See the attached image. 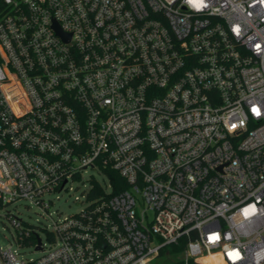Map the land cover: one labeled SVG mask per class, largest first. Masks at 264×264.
<instances>
[{"label":"built area","instance_id":"obj_1","mask_svg":"<svg viewBox=\"0 0 264 264\" xmlns=\"http://www.w3.org/2000/svg\"><path fill=\"white\" fill-rule=\"evenodd\" d=\"M2 212L0 264H264V0H0Z\"/></svg>","mask_w":264,"mask_h":264},{"label":"rangeland","instance_id":"obj_2","mask_svg":"<svg viewBox=\"0 0 264 264\" xmlns=\"http://www.w3.org/2000/svg\"><path fill=\"white\" fill-rule=\"evenodd\" d=\"M103 183L104 179L101 174L95 169H91L82 174V180L73 182L70 186L72 191L67 190L60 194H54L49 199L53 201L50 212L52 218L56 220L59 215L61 217L71 216L79 213L87 206L85 191L93 184V182ZM78 198V201H77ZM8 211L13 212L12 215L18 216L19 219H23L25 222L31 225H37V222L45 226L51 225V220L46 221L37 209V207L30 205L27 202L21 201L12 206H9ZM15 229L10 225L8 219L5 217V213H0V246L3 248L17 249L18 247L14 243L13 235H15ZM41 238L44 239V234H41ZM21 253L28 259H36L40 255L34 252L31 248L21 249Z\"/></svg>","mask_w":264,"mask_h":264},{"label":"trees","instance_id":"obj_3","mask_svg":"<svg viewBox=\"0 0 264 264\" xmlns=\"http://www.w3.org/2000/svg\"><path fill=\"white\" fill-rule=\"evenodd\" d=\"M112 183L114 185V192L113 194H118L119 192H121V190L126 189L127 186L125 185V183L123 181H121V178H119V176H117V174H113L112 173ZM182 248L178 249L181 250Z\"/></svg>","mask_w":264,"mask_h":264},{"label":"bare ground","instance_id":"obj_4","mask_svg":"<svg viewBox=\"0 0 264 264\" xmlns=\"http://www.w3.org/2000/svg\"><path fill=\"white\" fill-rule=\"evenodd\" d=\"M205 261H209V260H205Z\"/></svg>","mask_w":264,"mask_h":264}]
</instances>
